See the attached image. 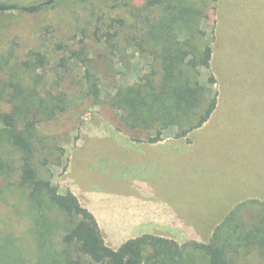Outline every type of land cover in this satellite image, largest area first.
I'll return each mask as SVG.
<instances>
[{
    "label": "trees",
    "instance_id": "obj_1",
    "mask_svg": "<svg viewBox=\"0 0 264 264\" xmlns=\"http://www.w3.org/2000/svg\"><path fill=\"white\" fill-rule=\"evenodd\" d=\"M57 1L0 0V15L13 10L33 14ZM118 1L111 7L121 8L130 20L112 17L107 27L116 23L128 28L126 47L138 48L150 60L149 70L137 81L112 86V92H107L109 105L119 111V120L128 129L142 132L149 142L159 140L171 127H176L175 136L187 135L217 105V91L202 83L200 75L202 67H210L212 55L203 24L211 20L218 0H143L140 6L133 0ZM102 18L98 16L97 22ZM96 41L102 38L97 36ZM57 50L62 55L54 64L40 49L19 56L11 44L0 52V200L18 213L19 204L8 199L15 190L24 197L31 211L29 230L35 252L29 260L20 239L0 229V264H236L240 249L257 250L264 258L263 207L249 210L247 203L239 204L216 226L207 243L179 245L145 234L112 249L87 209L58 200L50 166L60 165L63 150L39 130V124L75 101L62 88L72 68L83 70L77 82L83 98L99 103L102 82L83 40L77 47L57 44Z\"/></svg>",
    "mask_w": 264,
    "mask_h": 264
},
{
    "label": "rangeland",
    "instance_id": "obj_2",
    "mask_svg": "<svg viewBox=\"0 0 264 264\" xmlns=\"http://www.w3.org/2000/svg\"><path fill=\"white\" fill-rule=\"evenodd\" d=\"M5 1L29 4L41 0ZM114 2L119 3L118 0H58L37 13L13 10L0 15V52L11 44L19 56L28 49H40L54 64L62 55L57 44L77 47L83 40L88 45L92 69L101 78L102 98L94 103L80 94L77 82L82 68H72L62 81V88L70 91L75 101L66 111L39 124V130L51 136L52 142L63 150L60 165L50 166L51 180L58 188V200L74 208L86 209L89 197L102 207L113 201L133 199L142 184L138 182L140 166L121 163L120 159L129 158L123 149L126 141L122 139L145 136L128 129L119 120L120 113L109 105L107 92H112L114 84L137 81L149 70L150 58L136 47H126L128 28H120L116 23L112 28L107 27L112 17L124 16L130 20L121 8L111 7ZM142 2L133 0L136 6ZM98 16L103 18L97 22ZM203 29L212 55L210 67L201 68L200 80L217 91L219 106L211 124L203 131L215 144L209 161L214 166L218 164L217 149L223 143L239 146L252 138L256 141L255 156L263 160L264 0H218L211 20L203 24ZM114 32L118 34L113 35ZM97 36L102 38L101 42L96 41ZM106 38L110 39L109 43L104 42ZM49 76L52 78V73ZM176 132V127H171L163 135L173 136ZM213 189L207 194L208 203L218 202L217 190ZM18 193L15 190L8 199L19 204L18 213L13 212L10 203L0 200V229L19 238L25 256L32 260L35 252L29 230L31 211ZM245 215L247 219V211ZM235 258L236 264H264L257 250Z\"/></svg>",
    "mask_w": 264,
    "mask_h": 264
},
{
    "label": "crops",
    "instance_id": "obj_3",
    "mask_svg": "<svg viewBox=\"0 0 264 264\" xmlns=\"http://www.w3.org/2000/svg\"><path fill=\"white\" fill-rule=\"evenodd\" d=\"M218 108L217 104L211 116L185 136L163 135L155 142L146 137L122 139L129 158L123 156L120 161L140 166L142 187L133 199L102 207L89 197L86 205L107 246L117 249L126 240L145 234L179 245L207 243L216 226L239 204L247 203L249 210L264 208V158L255 156V138L239 146L225 142L217 149L218 164L209 161L215 144L203 131ZM210 188L217 190V203L207 202ZM251 250L240 249L237 256H247Z\"/></svg>",
    "mask_w": 264,
    "mask_h": 264
}]
</instances>
